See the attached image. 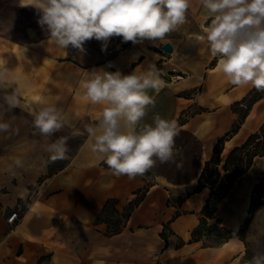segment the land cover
<instances>
[{"label":"crops","instance_id":"0c3cea01","mask_svg":"<svg viewBox=\"0 0 264 264\" xmlns=\"http://www.w3.org/2000/svg\"><path fill=\"white\" fill-rule=\"evenodd\" d=\"M206 15L201 0H190L175 37L118 49L113 36L103 51L102 42L92 39L81 52L49 42L34 8L0 0V68L8 71L0 84V122L10 125L0 132V264H232L238 259L241 241L235 238L219 247L188 243L209 195L207 188H194L218 139L238 121L233 105L254 89L231 85L206 42L196 39ZM164 43L173 46L171 53L161 50ZM149 65H155L163 83L159 92L149 90L155 106L142 123H152L155 114L176 122V162L157 163L134 179L117 177L91 150L94 140L86 126L96 124L102 106L86 98L80 82L93 70L128 75ZM13 93L18 104L9 109L3 97ZM46 105L67 117L65 127L51 137L33 126L34 113ZM262 125L264 98L251 105L238 131L224 142L220 160ZM62 136L68 138L67 158L52 162L46 146ZM262 172L264 156L236 180L216 214L226 212L231 202L247 209ZM144 188L126 227L107 236L106 225L95 222L106 200H116L121 212ZM17 208L20 219L8 230L5 217ZM164 225L166 242L160 237ZM237 225L227 222L226 227Z\"/></svg>","mask_w":264,"mask_h":264},{"label":"clouds","instance_id":"9594fccd","mask_svg":"<svg viewBox=\"0 0 264 264\" xmlns=\"http://www.w3.org/2000/svg\"><path fill=\"white\" fill-rule=\"evenodd\" d=\"M201 5L206 25L196 39L206 42L217 58L218 71L233 86L264 91V0H201ZM19 6L37 11L38 24L50 33L49 42L83 52L85 42L92 39L102 42L103 51L113 36L134 44L162 41L186 22L190 0H19ZM7 77V69L0 68V84ZM162 83L155 65L128 75L93 70L80 82L86 98L102 106L98 121L86 126V132L94 140L92 152L111 175L134 179L157 163L176 162V122L155 114L152 123H142L150 106H155L149 90L159 92ZM3 100L9 109L18 104L15 93ZM66 123V115L54 105L34 113L33 126L44 137L53 136ZM9 128L0 122V132ZM67 140L62 136L47 144L50 161L67 158ZM245 264H264V252L255 253Z\"/></svg>","mask_w":264,"mask_h":264},{"label":"trees","instance_id":"16d2710c","mask_svg":"<svg viewBox=\"0 0 264 264\" xmlns=\"http://www.w3.org/2000/svg\"><path fill=\"white\" fill-rule=\"evenodd\" d=\"M118 44L116 48L123 49L128 44H125L122 37H117ZM252 93L256 94L257 90L254 88ZM264 98V91H259L256 98H254L250 104L246 106L245 112L238 119V121L233 125L230 131L226 132L221 138L218 139L217 143L213 148L212 157L208 162L205 163V166L202 170L200 178L196 187L194 188V192H199L203 188H207L209 190V195L206 199V203L203 206L200 216H199V224L196 228H194L191 232V238L188 243L192 242H202L204 247H219L223 243L227 242L229 239L235 238L242 241L238 232L233 230H229L223 226H221V221L215 217V213L220 201L227 196L230 191L232 185L236 182V180L242 176L252 165L253 160L258 157L264 156V145H262L259 149H257L252 144L254 141L259 142L261 137H264V125H262L259 130L250 135L246 142L240 147L234 148L226 157L225 162L222 166V171H220V155L222 152L224 142L229 139L232 135H234L242 121L246 117L250 107L253 103L258 101L259 99ZM243 100V99H242ZM241 100V101H242ZM241 105L240 102L233 105V107ZM236 111L235 109H233ZM237 112V111H236ZM264 143V142H262ZM239 151L246 152V155L249 157V161L244 165L240 162L235 165L233 168H230V161L232 157L238 153ZM223 173V174H222ZM208 177L209 180L205 181L204 178ZM147 189L144 188L134 200L130 201L120 212L116 208V200L107 199L104 203L101 212L96 218V223H104L106 225V235L112 236L120 233L125 227L126 223L134 211L136 207H138L139 203L143 199L145 191ZM264 194V180L260 179V181L254 185L252 189L251 202L248 209L249 214H251V205L253 202L254 194ZM261 197V196H260ZM180 213L176 212L175 216L168 222L173 221L175 217H177ZM213 220L212 224H209L207 221ZM249 222V219L245 220V224ZM167 226L164 225V229L160 233V237L166 242L167 234H166ZM212 232L216 233L217 240H209ZM208 242V243H206ZM179 245H184L185 242L183 240H179ZM245 259L242 258L241 262H244Z\"/></svg>","mask_w":264,"mask_h":264},{"label":"rangeland","instance_id":"374dc122","mask_svg":"<svg viewBox=\"0 0 264 264\" xmlns=\"http://www.w3.org/2000/svg\"><path fill=\"white\" fill-rule=\"evenodd\" d=\"M197 26L192 24L191 32H197ZM177 35V31H174L168 34L166 37H175ZM212 65V64H210ZM258 92L256 94L252 93V91L240 101L241 105L232 107L238 112L239 118L245 112L246 106L250 104V102L257 97ZM238 118V119H239ZM264 137L260 138V141H254L252 144L257 149H259L262 145H264ZM249 161V157L246 155V152L239 151L236 153L231 161H230V168H233L235 165L239 164L240 162L244 165L246 162ZM225 162V158L220 160L219 170L222 171V166ZM223 174V173H222ZM262 180H264V172H262ZM205 181H208L209 178L205 177ZM251 196L249 197V205L247 209L236 204V202H231L230 206H227L226 212L216 214L215 217L221 221V226L226 227L227 222L231 224H238L236 228L233 230L238 232L239 238L242 240L240 243V252L236 256L238 257L232 264H239L241 259L244 258L245 261L250 259L255 253L257 252H264V194H254L253 195V202L251 205V214H249L248 209L251 202ZM261 196V197H260ZM230 207V208H229ZM249 219V222L245 224V220ZM209 224L213 223V220L207 221ZM9 230V229H8ZM232 230V229H229ZM213 235L208 238L209 240H217L216 233L212 232ZM1 238V237H0ZM208 243V242H206Z\"/></svg>","mask_w":264,"mask_h":264},{"label":"built area","instance_id":"2783aa9c","mask_svg":"<svg viewBox=\"0 0 264 264\" xmlns=\"http://www.w3.org/2000/svg\"><path fill=\"white\" fill-rule=\"evenodd\" d=\"M125 44H130L131 41L124 42ZM20 219L19 216V209L12 210L6 217H5V223L8 227V229H11Z\"/></svg>","mask_w":264,"mask_h":264},{"label":"water","instance_id":"95a60500","mask_svg":"<svg viewBox=\"0 0 264 264\" xmlns=\"http://www.w3.org/2000/svg\"><path fill=\"white\" fill-rule=\"evenodd\" d=\"M161 50H163L166 53H171L173 51V46L170 43H164L161 46Z\"/></svg>","mask_w":264,"mask_h":264}]
</instances>
